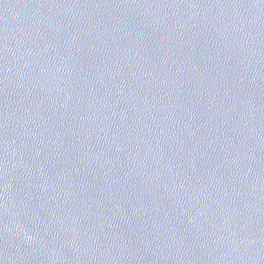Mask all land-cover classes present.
<instances>
[{
    "label": "water",
    "instance_id": "water-1",
    "mask_svg": "<svg viewBox=\"0 0 264 264\" xmlns=\"http://www.w3.org/2000/svg\"><path fill=\"white\" fill-rule=\"evenodd\" d=\"M0 264H264V0H0Z\"/></svg>",
    "mask_w": 264,
    "mask_h": 264
}]
</instances>
